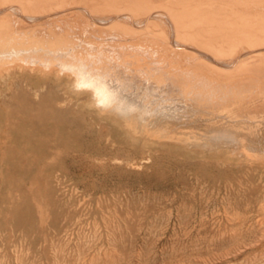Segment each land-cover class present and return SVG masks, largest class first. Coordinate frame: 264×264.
Segmentation results:
<instances>
[{
  "label": "bare ground",
  "instance_id": "obj_1",
  "mask_svg": "<svg viewBox=\"0 0 264 264\" xmlns=\"http://www.w3.org/2000/svg\"><path fill=\"white\" fill-rule=\"evenodd\" d=\"M6 78L0 104L59 133L86 106L133 139L264 160V0H0Z\"/></svg>",
  "mask_w": 264,
  "mask_h": 264
},
{
  "label": "rangeland",
  "instance_id": "obj_2",
  "mask_svg": "<svg viewBox=\"0 0 264 264\" xmlns=\"http://www.w3.org/2000/svg\"><path fill=\"white\" fill-rule=\"evenodd\" d=\"M75 109L59 133L0 104V264H264V160Z\"/></svg>",
  "mask_w": 264,
  "mask_h": 264
},
{
  "label": "clouds",
  "instance_id": "obj_3",
  "mask_svg": "<svg viewBox=\"0 0 264 264\" xmlns=\"http://www.w3.org/2000/svg\"><path fill=\"white\" fill-rule=\"evenodd\" d=\"M74 88L77 90H81V89L91 90L92 85L91 84H81V83L77 82L74 84ZM94 95L97 98L98 106H103L106 103V100H105L103 94L101 93V91L99 89L95 90Z\"/></svg>",
  "mask_w": 264,
  "mask_h": 264
}]
</instances>
